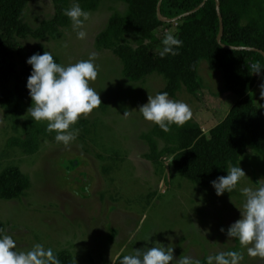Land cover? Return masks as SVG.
<instances>
[{
	"label": "rangeland",
	"instance_id": "374dc122",
	"mask_svg": "<svg viewBox=\"0 0 264 264\" xmlns=\"http://www.w3.org/2000/svg\"><path fill=\"white\" fill-rule=\"evenodd\" d=\"M74 3L82 9L85 4L70 0L69 8ZM87 11L91 17L85 24V40L77 39L72 23L59 29L62 36L56 40L48 35L18 39L23 48L18 71L37 45L65 67L95 54L99 75L90 86L100 93L102 104L78 120L76 140L68 145L44 141L40 151L30 157L8 147V142L22 136L26 121H33L27 114L32 101L17 117L0 106V172L15 166L30 182L21 198L0 199L5 234L13 237L17 250L27 251L39 243L55 254L68 252L74 264H114L120 256L151 247L147 242L150 235L152 241L166 246V237L173 236L176 258L190 254L205 264L209 255L235 250L243 254L240 264H264V258L248 256L238 240L220 232L241 217L246 198L240 189H255L264 181V156L252 151L244 154L237 166L246 177L233 192L221 197L212 187L200 188L183 179L171 156L164 155L158 166L149 162L144 136L152 134L154 124L145 121L138 110L148 96L165 88L166 80L153 73L140 82H130L114 52L96 48L95 39L109 19L127 13L124 0H101L94 11ZM53 17L51 0H32L21 21L35 32ZM176 31L164 29L162 35ZM122 44L137 48L142 41L127 35ZM143 44L154 52L161 50L148 41ZM198 76V95L182 90L174 100L187 103L193 113L191 121L207 133L227 116L236 99L224 90L220 74L210 72L205 63L200 64ZM256 87L264 88V74L258 76ZM40 123L47 125L46 121ZM157 143L160 151L165 149L163 141L157 139Z\"/></svg>",
	"mask_w": 264,
	"mask_h": 264
},
{
	"label": "trees",
	"instance_id": "16d2710c",
	"mask_svg": "<svg viewBox=\"0 0 264 264\" xmlns=\"http://www.w3.org/2000/svg\"><path fill=\"white\" fill-rule=\"evenodd\" d=\"M32 0H0V106L9 109L14 117L30 102L26 84L32 71L26 61L34 54L45 52L37 45L28 58L21 61L22 69L17 70L23 48L18 39L32 36L42 39L48 35L61 38L59 29L70 25L71 20L64 15L70 0H51L54 17L43 22L33 32L21 21V15ZM85 2L83 10L94 11L101 0H80ZM127 13L113 15L106 29L95 39L98 49L112 50L123 65V74L130 82H140L153 73L166 80L165 88L170 99L184 90L191 96L200 92L198 70L205 63L212 73L221 76L224 90L236 102L227 116L205 133L198 123L188 121L182 127L171 126V131L163 132L154 124L152 134L144 136L149 146L145 157L154 166L160 165L164 155L172 157V165L185 180L200 188H210L211 181L226 176L232 166H237L240 158L248 151L264 156V88H257L259 75L264 74L262 55L246 51L226 50L218 44L220 32L219 18L214 0L206 2L195 14L176 23H162L157 18L159 0H124ZM203 0H163L161 15L174 19L197 8ZM223 20L221 43L229 47L254 48L264 52V0H219ZM176 28L173 33L183 41L179 55L160 58V51L154 52L148 45L163 48L166 35L163 30ZM133 36L142 41L137 48L123 45L125 36ZM59 64L58 58L54 57ZM259 65L256 74L252 66ZM22 136L8 142V147L17 148L24 156L36 155L44 141L55 142L56 133H49L47 125L26 121L22 125ZM160 139L165 149L160 151ZM30 182L19 168L8 166L0 172V199L17 200L28 190ZM0 230L5 234V226L0 222ZM61 264H74L68 252L56 254ZM122 256L114 264H119ZM206 264V263H205Z\"/></svg>",
	"mask_w": 264,
	"mask_h": 264
},
{
	"label": "clouds",
	"instance_id": "9594fccd",
	"mask_svg": "<svg viewBox=\"0 0 264 264\" xmlns=\"http://www.w3.org/2000/svg\"><path fill=\"white\" fill-rule=\"evenodd\" d=\"M64 15L71 20L77 39L85 40L88 35L84 30L85 24L90 20L91 13L83 10L79 3H74L64 11ZM162 44L161 59L179 55V49L183 47V41L172 32L166 34ZM95 60L93 54L88 60L65 67L55 61L51 52L45 51L42 55H32L26 61L32 69L26 84L32 101L27 114L34 122L46 121L47 131L56 133L58 143L68 145L76 140L79 130L74 126L78 120L102 104L100 93L90 86L99 75ZM252 68L256 74L262 71L259 65ZM138 111L145 121L152 122L165 133L171 131L173 124L182 127L193 115L187 103L170 99L167 92L148 96V102ZM245 177L246 173L240 165L232 166L226 176L211 181V187L216 196L221 197L226 192H233ZM240 192L246 198L241 217L227 230L221 228L220 232L228 239L238 240L240 246L247 249L248 256L264 258V181H259L258 188L243 187ZM2 232L0 230V264H61L52 248L46 249L43 244L37 243L30 250L20 251L13 237ZM151 237H147L151 247L123 255L119 264H201L190 254L176 258L171 243L173 236L166 237L169 241L167 246L159 240L152 241ZM243 258L241 252L233 250L207 256L206 264H240Z\"/></svg>",
	"mask_w": 264,
	"mask_h": 264
},
{
	"label": "water",
	"instance_id": "95a60500",
	"mask_svg": "<svg viewBox=\"0 0 264 264\" xmlns=\"http://www.w3.org/2000/svg\"><path fill=\"white\" fill-rule=\"evenodd\" d=\"M162 1L163 0H159L158 5H157V9H156L157 18L162 23L170 24V23H176V22L182 20L183 18H186V17H189V16L195 14L201 8H203L204 5L206 4V2L209 1V0H203V2L197 8H195L194 10H192V11H190L188 13H185V14L179 16V17H176L174 19H166V18L162 17V15H161V4H162ZM214 1H215V4H216V13L218 15L219 23H220V32H219V35H218V38H217L218 44L221 45L226 50L246 51V52L258 53V54L262 55V57L264 58V52H262L260 50H257V49H254V48L229 47V46L222 45L221 40H222V36H223V20H222L221 14H220V2H219V0H214Z\"/></svg>",
	"mask_w": 264,
	"mask_h": 264
}]
</instances>
